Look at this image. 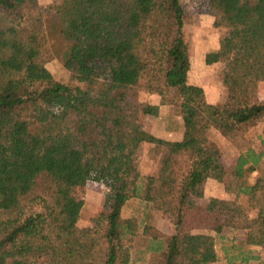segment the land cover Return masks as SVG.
<instances>
[{"label":"trees","instance_id":"trees-1","mask_svg":"<svg viewBox=\"0 0 264 264\" xmlns=\"http://www.w3.org/2000/svg\"><path fill=\"white\" fill-rule=\"evenodd\" d=\"M209 5L225 34L206 62L232 56L223 75L230 106L210 103L190 82L181 0H0V264H131L139 236L151 242L147 264H215L217 239L234 232L242 237L223 247L225 264L259 259L264 135L250 133L264 123V0ZM52 37L67 82L47 67L58 55ZM143 92L160 104L141 100ZM163 107L180 120V141L140 126ZM214 130L237 150L231 165ZM144 145L162 153L147 174L138 163ZM210 180L231 198L198 202ZM90 181L109 192L81 228L77 192ZM132 200L168 215L174 232L125 218Z\"/></svg>","mask_w":264,"mask_h":264},{"label":"rangeland","instance_id":"rangeland-1","mask_svg":"<svg viewBox=\"0 0 264 264\" xmlns=\"http://www.w3.org/2000/svg\"><path fill=\"white\" fill-rule=\"evenodd\" d=\"M186 13L185 35L189 47L192 69L190 73V82L202 87L210 103L221 106H230L231 99L227 88L223 84V75L229 68L231 57L224 61L208 65L206 62L207 55L216 51L220 47V40L225 34L223 29H218L214 25V14L209 5V0H181ZM44 6L59 5L62 0H39ZM53 16V15H52ZM52 16L50 18H52ZM52 46L57 50V56L48 64V69L55 78L62 82L70 79L69 73L65 70L62 60L60 59L61 43L58 38L50 39ZM258 99L264 102V82L258 85ZM141 100L144 102L157 105L160 98L156 95L141 93ZM140 126L149 130L158 137L170 138L173 141H179L183 138V129L180 120L176 118L170 108H162L160 117L143 116L140 119ZM251 135H264V123L253 129ZM211 138L220 146L224 154V161L231 165L237 157V150L217 131L211 132ZM144 145L139 152L138 163L142 174H147L157 168L160 163L162 153L160 150ZM108 187L101 183L90 181L85 186L78 189L77 197L84 201V208L81 212L79 226L88 228L97 218L103 209V201L108 194ZM226 198L227 195L223 186L211 180L206 185L203 199L197 200L200 203L207 204L214 198ZM125 218H138L139 220H151L161 233L172 234L174 225L170 217L162 212L150 210L146 204L139 200L130 201L124 209ZM149 217V218H148ZM241 238L240 232L227 233L225 238L217 239V248L220 253L221 261L215 264H225L223 247L232 244L233 238ZM151 245L148 237L139 236L130 246L132 253L131 264H147L151 253ZM254 255L259 259L251 260L249 264H264V248H254Z\"/></svg>","mask_w":264,"mask_h":264},{"label":"crops","instance_id":"crops-1","mask_svg":"<svg viewBox=\"0 0 264 264\" xmlns=\"http://www.w3.org/2000/svg\"><path fill=\"white\" fill-rule=\"evenodd\" d=\"M160 104V101H159V103L157 104V105H159ZM148 132H150L149 130H147ZM151 134H153L152 132H150ZM180 141V140H179ZM211 181V180H210ZM209 183V182H208Z\"/></svg>","mask_w":264,"mask_h":264}]
</instances>
